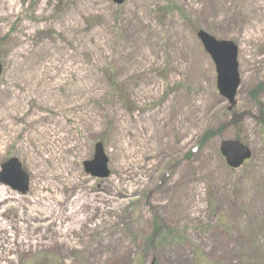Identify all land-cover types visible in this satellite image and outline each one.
<instances>
[{
    "label": "rangeland",
    "instance_id": "1",
    "mask_svg": "<svg viewBox=\"0 0 264 264\" xmlns=\"http://www.w3.org/2000/svg\"><path fill=\"white\" fill-rule=\"evenodd\" d=\"M198 30L238 46L232 111ZM0 63V173L29 177L0 264H264V0H0Z\"/></svg>",
    "mask_w": 264,
    "mask_h": 264
},
{
    "label": "water",
    "instance_id": "2",
    "mask_svg": "<svg viewBox=\"0 0 264 264\" xmlns=\"http://www.w3.org/2000/svg\"><path fill=\"white\" fill-rule=\"evenodd\" d=\"M126 0H115L117 4H123ZM198 38L202 42L205 50L213 59L218 74V90L231 104L235 106V95L239 86V76L237 72V47L231 42H217L205 32H199ZM2 66L0 65V78ZM221 153L226 158L227 164L231 168H239L245 160L250 159L251 152L248 147L239 141H227L221 144ZM85 171L93 178H108V158L101 143L95 146L94 159L84 164ZM0 182L13 190L25 194L28 191L29 178L23 172L21 164L17 159H11L2 166Z\"/></svg>",
    "mask_w": 264,
    "mask_h": 264
},
{
    "label": "trees",
    "instance_id": "3",
    "mask_svg": "<svg viewBox=\"0 0 264 264\" xmlns=\"http://www.w3.org/2000/svg\"><path fill=\"white\" fill-rule=\"evenodd\" d=\"M163 228L164 227H163L162 224H160L159 218L157 216H155L153 236L150 239H147V243L150 245L152 250L156 246V243H157L156 242V236H160L161 235ZM166 236H169V235H166ZM163 237H161V238H163ZM39 264H44V261L40 262ZM155 264H158L157 260H155Z\"/></svg>",
    "mask_w": 264,
    "mask_h": 264
},
{
    "label": "bare ground",
    "instance_id": "4",
    "mask_svg": "<svg viewBox=\"0 0 264 264\" xmlns=\"http://www.w3.org/2000/svg\"><path fill=\"white\" fill-rule=\"evenodd\" d=\"M46 187H47V185L43 186V188H46ZM4 197H5L4 192H2L0 190V203L5 202V200H7L9 198V197L8 198H4ZM35 201L38 202V201H41V200L38 199V200H35ZM34 206L39 207L42 210H45V204L44 203L43 204H41V203H35ZM5 227H6L5 224L0 223V229H4Z\"/></svg>",
    "mask_w": 264,
    "mask_h": 264
}]
</instances>
